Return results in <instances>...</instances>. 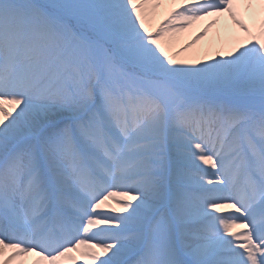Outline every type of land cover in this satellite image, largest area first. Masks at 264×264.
I'll list each match as a JSON object with an SVG mask.
<instances>
[{"label":"snow or ice","instance_id":"1","mask_svg":"<svg viewBox=\"0 0 264 264\" xmlns=\"http://www.w3.org/2000/svg\"><path fill=\"white\" fill-rule=\"evenodd\" d=\"M0 264H264V0H0Z\"/></svg>","mask_w":264,"mask_h":264},{"label":"rangeland","instance_id":"2","mask_svg":"<svg viewBox=\"0 0 264 264\" xmlns=\"http://www.w3.org/2000/svg\"><path fill=\"white\" fill-rule=\"evenodd\" d=\"M197 27H199V26H197ZM195 31H196V29H192V30H190L189 33H186V34H185V37H184V40H182L181 43L186 42L188 39H190V38H191V35L194 34ZM203 43H204V42H202L201 45H202ZM201 45H199V47H200ZM184 54H186V53H184ZM201 55H202V53H201Z\"/></svg>","mask_w":264,"mask_h":264},{"label":"bare ground","instance_id":"3","mask_svg":"<svg viewBox=\"0 0 264 264\" xmlns=\"http://www.w3.org/2000/svg\"><path fill=\"white\" fill-rule=\"evenodd\" d=\"M202 43V42H201ZM196 47H199V45H197ZM185 57L188 58H193V50H190L188 53L183 54Z\"/></svg>","mask_w":264,"mask_h":264}]
</instances>
